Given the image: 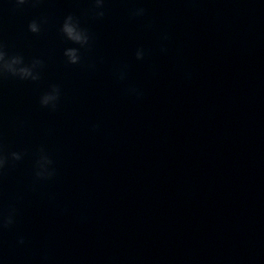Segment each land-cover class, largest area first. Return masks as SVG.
Here are the masks:
<instances>
[{"label": "water", "instance_id": "obj_1", "mask_svg": "<svg viewBox=\"0 0 264 264\" xmlns=\"http://www.w3.org/2000/svg\"><path fill=\"white\" fill-rule=\"evenodd\" d=\"M0 48L42 62L0 75V264H264V0H0Z\"/></svg>", "mask_w": 264, "mask_h": 264}, {"label": "clouds", "instance_id": "obj_2", "mask_svg": "<svg viewBox=\"0 0 264 264\" xmlns=\"http://www.w3.org/2000/svg\"><path fill=\"white\" fill-rule=\"evenodd\" d=\"M17 5H23L27 0H15ZM104 0H95L96 8L103 7ZM145 13V9L139 8L136 9L133 13L134 16H142ZM98 17L104 15L103 11L96 13ZM29 31L32 33H38L40 28L35 20L31 21L28 25ZM61 31L66 36V38L72 41L75 44L81 45V47L87 46L89 44L90 37L86 30L79 27L78 21L74 19L72 15H69L65 18V21L62 25ZM65 56L68 58V62L71 64H77L80 60L78 55V49L68 48L65 50ZM144 51L138 49L136 52L137 59H143ZM42 62L39 60H34L31 66H22L24 65V60L22 56L14 55L10 58L7 56L2 48H0V75L8 73L12 76H18L21 79L31 78L32 80L39 79L38 74L33 73V69L38 67ZM123 78V77H121ZM59 99V88L55 85L52 86V92L45 94L41 98L42 106H48L50 103L55 107V101ZM11 158L14 161L21 159V154L17 152L11 153ZM7 163V158L0 154V171L3 170ZM52 161L46 156L41 155L40 159L37 161V178H50L53 173L47 171V165H50ZM15 209H11L6 216H0V229L11 226L14 223ZM20 243H23V240H20Z\"/></svg>", "mask_w": 264, "mask_h": 264}]
</instances>
